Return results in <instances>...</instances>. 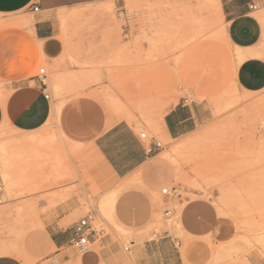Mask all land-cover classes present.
Listing matches in <instances>:
<instances>
[{"label": "rangeland", "instance_id": "1", "mask_svg": "<svg viewBox=\"0 0 264 264\" xmlns=\"http://www.w3.org/2000/svg\"><path fill=\"white\" fill-rule=\"evenodd\" d=\"M204 1L102 0L66 12L65 22L59 18L64 58L51 65L39 57L30 72L47 71L52 119L35 132L12 128L6 119L0 127V152H9L15 165L9 177L0 169V259L81 264L78 250L70 243L57 249L50 235H72L95 211L105 236L91 249L100 253L105 240L118 248L100 264H159L141 249L168 238L181 242L177 264H264V90L239 87L240 48L228 41L215 0ZM33 3L0 15V36L33 33L27 29ZM256 5L264 15V0ZM119 9L127 15V32ZM245 51L264 59V32L258 47ZM9 86L0 77L1 102ZM186 93L194 95L189 107L201 109L202 121L192 133L168 138L163 118L183 106ZM105 119L136 124L146 146L162 143L160 157L174 173L163 187L176 188L180 199L149 190L140 173L130 180L112 174L94 147ZM109 195L115 196L112 218L100 208V198ZM194 201L216 213L206 237L177 229L181 208Z\"/></svg>", "mask_w": 264, "mask_h": 264}, {"label": "crops", "instance_id": "2", "mask_svg": "<svg viewBox=\"0 0 264 264\" xmlns=\"http://www.w3.org/2000/svg\"><path fill=\"white\" fill-rule=\"evenodd\" d=\"M33 1L35 0H0V15L19 13L28 9ZM101 1L39 0L40 10L34 13L33 27H27L29 32L33 33L27 35L23 30H14L0 36V77L10 81V91L5 94V101H0V127L5 119L10 127L21 132H35L48 124L52 119L53 109L50 98L46 99L47 87L30 72L36 66L39 57L45 58L51 65L55 61L61 62L64 58L66 49L63 41L59 39V16L79 6ZM257 1L220 0L223 19L228 26L226 36L235 48L249 50L258 47L262 39L264 32V23L260 20L262 14H258V7L256 10L250 8L256 5ZM27 50L31 52L30 57H26ZM248 53L251 58L239 66L236 80L242 90L255 93L264 90V59L255 58L253 54ZM61 111L62 109L55 122L58 121ZM201 121L202 113L199 107H176L163 118L165 136L171 139L186 136L192 133ZM105 122L106 128L100 129V134L94 140V147L116 178L129 177L127 179L130 180L140 173L144 185L155 192L162 191L163 186L172 183L174 173L160 157L162 149L149 154L148 146L136 132V124L127 120L110 122L105 119ZM98 126L103 127V122ZM181 210V221H177L181 226L177 229L181 233L201 238L214 231L217 217L213 207L207 202H188ZM72 237L73 234L65 235V232L61 234L59 231H53L50 235L51 243L57 249L69 244ZM180 245L181 242L177 245L175 239L168 238L144 246L145 249L142 248L141 252L146 256L151 253L159 264L169 262L177 264L175 248ZM101 247L103 250L100 253L93 249L81 253V264H100L102 261H109L118 249L110 240L103 241ZM0 264L23 263L11 257L0 259Z\"/></svg>", "mask_w": 264, "mask_h": 264}, {"label": "built area", "instance_id": "3", "mask_svg": "<svg viewBox=\"0 0 264 264\" xmlns=\"http://www.w3.org/2000/svg\"><path fill=\"white\" fill-rule=\"evenodd\" d=\"M252 10L257 9V5H252L250 7ZM33 13H37L40 10L39 0H35L31 6ZM118 18L125 22V32L129 31V21L124 9L118 10ZM47 71L45 68L40 69L38 79L41 81L44 87H46L45 80L47 79ZM50 95H46V99H49ZM194 95L186 93V97L183 99V106H189L193 102ZM141 139H146L147 135L142 133L140 135ZM163 148L162 143L154 140L148 145V153L153 154L155 150H161ZM4 195V186L0 180V205L2 204V199ZM162 195L168 198L170 201H176L180 199V193L176 188H165L162 190ZM172 214L170 209L165 211V216L169 217ZM105 236L104 230H97V215L95 211H91L85 217L81 218L76 225L73 233L70 245L72 248L78 250L80 253L86 252L91 249V246L100 238L103 239ZM179 245V242L177 243ZM125 251H129V248H125Z\"/></svg>", "mask_w": 264, "mask_h": 264}, {"label": "bare ground", "instance_id": "4", "mask_svg": "<svg viewBox=\"0 0 264 264\" xmlns=\"http://www.w3.org/2000/svg\"><path fill=\"white\" fill-rule=\"evenodd\" d=\"M204 2H205L204 4H207L206 3L207 0L204 1ZM215 2L217 4V8L219 10V13H220L221 17H223L224 14H222V8H221L220 0H215ZM206 7H207V5H206ZM59 18H60V20L62 22H65V20H67V15L61 14L59 16ZM262 19H264V15H262L260 17V20L261 21H262ZM62 24L65 25L64 23H62ZM27 27L31 28V27H33V25L32 26L31 25H28ZM247 59H249V56L246 53L245 49H240V60H241V62L243 63ZM14 168H15V165L13 164L12 157L9 154V152H6L5 150L2 151V152H0V169L1 170H4L3 172H5V176L6 177L11 176L12 173L14 172V170H15ZM114 203H115V196L114 195L103 196L102 198H100V208H101V210L104 213H106L107 215H109L111 218L113 217V214H114L113 213Z\"/></svg>", "mask_w": 264, "mask_h": 264}]
</instances>
